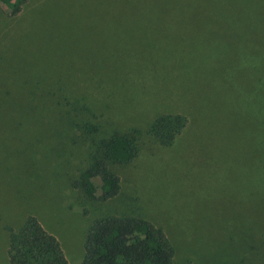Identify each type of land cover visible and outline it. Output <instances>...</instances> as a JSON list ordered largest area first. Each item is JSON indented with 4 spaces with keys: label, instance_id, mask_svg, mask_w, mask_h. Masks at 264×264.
I'll use <instances>...</instances> for the list:
<instances>
[{
    "label": "trees",
    "instance_id": "1",
    "mask_svg": "<svg viewBox=\"0 0 264 264\" xmlns=\"http://www.w3.org/2000/svg\"><path fill=\"white\" fill-rule=\"evenodd\" d=\"M81 15L100 19L92 22L111 28L121 23L123 34L134 24L149 28V23L164 21L161 17L180 16V23L199 24L188 31L198 33L194 37L201 39L187 42L185 28L178 41L183 51L177 53L167 46L165 34L152 26L149 46L136 39L135 48L129 51L106 53L100 68L90 65L85 57L88 64L71 78L69 65L79 64L82 53L78 48L70 50L60 37H65L68 23ZM54 27L60 34L56 41ZM36 51L40 60L44 57L40 51H51L59 60L48 70L41 65L38 73L23 70L18 74L9 69L22 67ZM137 58L141 66L136 72L138 86L130 97L123 81L131 78V65ZM59 66L66 73L49 71ZM238 68L247 74L251 71L258 79L249 87L245 83L241 96L256 95L257 87L264 93V0H0V87H4L0 96V187L17 179L13 164L23 165L26 181H38L46 187L47 195L56 191L49 189L54 185L51 182L61 180L82 200L107 207L103 215L90 221L78 264H173L176 247L168 228L144 212L138 195L127 192L131 197H126L120 175L138 156L143 139L148 137L157 146L171 149L191 125L188 113L163 111L172 97H186L177 90L185 88L184 93L191 95L190 83L185 82L230 80ZM147 81L149 94L144 92ZM225 86L229 89V83ZM146 95L152 101L148 120L138 122L128 109L134 97L143 100ZM252 106L262 118L259 128H251L246 121L237 124L223 119L225 128L217 127L221 144L229 146L233 140L235 146L248 143L249 153L264 151V104ZM199 122L194 119L197 125L193 131L198 124L210 125L208 118ZM219 152L220 165L235 158L252 169L261 167L260 162L254 164L238 151L232 156L225 149ZM12 193L14 189L8 194ZM258 198L264 200V196ZM15 206L21 211L19 220L13 222L1 218L9 213L0 207L7 263L69 264L56 237L33 214L31 200ZM258 255L249 253L256 264H264V253Z\"/></svg>",
    "mask_w": 264,
    "mask_h": 264
},
{
    "label": "rangeland",
    "instance_id": "2",
    "mask_svg": "<svg viewBox=\"0 0 264 264\" xmlns=\"http://www.w3.org/2000/svg\"><path fill=\"white\" fill-rule=\"evenodd\" d=\"M49 4L50 2L46 3ZM78 7L84 8L83 5ZM43 8L49 10V7ZM31 19L37 21L35 16ZM182 19L180 16H164L161 17L164 21L149 23L147 27H158V30L165 34L169 49L180 53L183 49L178 46V41L179 36L185 34V28L187 42L201 39L194 37L199 35L198 33L188 31L199 24L185 25L180 23L179 20ZM99 20L88 19L83 15L77 16L68 23L70 27L66 30L65 37H60L62 42H68L70 50L78 48L82 53L79 64L69 65L71 70L69 77L73 78L74 73L88 64L85 57L89 59L90 65L100 68L104 64L103 56L106 53L129 51L135 48L136 39L149 46V28L134 24L132 27H126L128 34H123L120 31L121 23H117L120 27L111 28L108 24L92 22ZM62 26L57 24L58 29ZM53 30L56 41L60 34L55 27ZM131 40H134V44ZM29 43L37 45L32 41ZM11 46H15L13 41ZM40 53L44 55L41 60L36 51L35 55L25 60L22 67L9 69L20 72L18 74L24 72L23 70L38 73L41 65L47 69L52 62L59 60L51 51ZM138 60L139 58L135 59L131 65L132 79L123 81V87L127 89L130 97L135 96L138 86L136 72L141 68ZM78 67L80 69H77ZM64 69L63 66H59L49 71L56 75L66 73ZM238 69L237 73H232L230 80L190 79V82H185L190 83L188 90L192 96L184 93L185 88H180L182 91L177 90V94L182 92L186 97H172L163 111L188 113L191 125L185 129L178 143L171 149L157 146L148 137L143 139L138 156L120 175L126 197H131L129 193L138 195L145 207L144 212L147 214L150 212V218L155 223L168 228L176 247L173 264H256V258L249 257V253L258 252L257 258L260 254L262 257L264 253L262 249L264 200L258 198L264 196V151L261 148V151L249 153L248 143L240 147V144L235 146L233 140L229 146H225L220 143L218 137L221 132L217 127L225 128V121L237 124L246 121L253 129L259 128L260 119L262 122L256 106H252L264 104V93L259 90L260 87H257L256 95L251 94L245 98L240 95L245 83L249 87L256 84V81L258 83V79L251 75V71L246 69L247 74L244 68ZM226 83H229V89L225 86ZM146 84L144 92L149 94V81ZM2 88L4 87H0V96ZM207 95L210 98H207ZM229 95L230 98L225 99ZM2 98L0 97V102ZM143 98L140 100L142 98L134 97L129 111L126 110L133 114L138 122H141V119L148 120L149 106L152 103L149 95ZM225 100L227 103L223 102ZM239 103L241 105L238 107ZM224 110L226 112H223ZM228 116L229 119H226ZM196 118L200 122L208 118L210 125L198 124L193 131V127L197 125L194 123ZM195 140L196 143L193 144ZM220 149L231 152L230 156L238 151V155L244 158L249 156L254 164L256 161L260 162L261 167L252 169V165L249 167L243 162H235V158L230 159L227 164L220 165L218 162ZM13 165L12 169L16 172L17 179H13L12 184L4 183V188L0 187V207L9 213H3L1 218L8 219L9 222L19 220L21 210L15 203L23 206V200L30 199L34 207L33 214L47 232L56 237L66 261L69 264H78L82 259V244L90 221L103 215L107 207L82 200L63 185L61 180L51 182L54 185H50L49 189L56 191L52 195L51 193L47 195L44 185L38 181H26V175H22L23 165ZM252 172L253 178L250 177ZM17 182L21 185H15ZM13 189L14 193L8 194ZM5 235L0 223V264H8L5 257Z\"/></svg>",
    "mask_w": 264,
    "mask_h": 264
}]
</instances>
